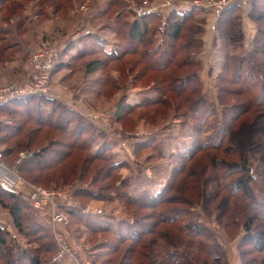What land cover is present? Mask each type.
Wrapping results in <instances>:
<instances>
[{"label": "rangeland", "instance_id": "obj_1", "mask_svg": "<svg viewBox=\"0 0 264 264\" xmlns=\"http://www.w3.org/2000/svg\"><path fill=\"white\" fill-rule=\"evenodd\" d=\"M8 2L15 10L0 20V88L35 84L37 66L49 58L54 60L49 68L47 94H35L28 103L24 99L0 109V160L8 166L7 177L12 180L9 186L1 178L0 191L7 190L15 196L0 192V226L13 256L19 257L23 248V261L34 258L40 264H52L59 252L67 255L69 264H219L227 258L228 264H264V251L256 248L254 239L245 237L246 220L253 210L227 190L229 184L245 176L250 179L254 197L264 201V102L244 108L236 118L240 138H233L232 146L218 147L219 157L225 160L223 167L215 162L221 158L210 159L208 155L217 150L214 145L189 153L193 135L197 136L191 125L195 119L188 115L192 101L205 96L216 111L213 118L222 125L224 106H240L261 94L264 99V80L249 78L248 85L243 83L244 77L232 71V60L223 73L228 57L253 50L257 32L254 18L243 10L245 39L241 46L230 41L226 24L221 30V14L228 5H222L221 0H202L204 6L193 5L200 11L186 21L183 34L170 47L176 52L177 45L196 35L202 39V47L190 43V49L199 51L196 57L200 64L176 67L168 61L162 67L164 60L157 63L158 55L149 60L139 57L141 45L136 52L133 45L132 49L128 45L126 53L129 27L122 22L132 24L136 14L156 7L153 10L159 18L153 22L158 24L150 34L159 42L172 22L168 19L173 10L168 0ZM127 9L132 10L131 14L119 17ZM199 24L204 31L192 35ZM213 24L215 29L210 28ZM229 27L235 29L231 24ZM93 33L106 37L108 44L125 55L108 59L94 47L96 51L90 55L73 58L75 47L83 46L81 39ZM71 42L77 45L69 46ZM176 54L183 59L185 49ZM253 56L264 62V55ZM93 62H101L100 67L91 70ZM148 63H156L158 68H150ZM197 66L199 78L194 86L180 90L173 85ZM120 81L129 88L125 97L128 105L144 98L143 87H166V94L160 90L158 102L127 109L122 105ZM48 99L60 102L51 117L47 113L54 107ZM143 139H152V143L139 144ZM108 143L112 146L108 147ZM98 153L102 157L113 155L109 160L93 158ZM189 155L190 158L183 157ZM245 160L250 171L233 168L242 166ZM111 163L117 165L109 167ZM180 164H186L181 171L177 170ZM139 170L143 181L137 176ZM127 177L132 179L130 184L118 187V182ZM166 186L169 191L164 197L169 199L160 204L141 206L139 201L127 199L139 196L145 188L155 192ZM42 190L50 196L42 199ZM217 191L219 195L214 194ZM16 202L23 210L19 220L12 210ZM67 206L76 213L69 212ZM164 208L183 210L185 214L172 221L162 220L159 214ZM57 214L62 221L54 226ZM107 220L121 229L120 235L114 233L113 227L99 225ZM190 220L203 223L215 234L210 230L203 234L201 227L198 234L190 228L188 231L185 225ZM255 227L261 226H254V237L258 235ZM163 231L169 237L162 235ZM210 233L213 237H208ZM215 236L225 251L218 262L215 254L208 251ZM154 253L155 258L151 257Z\"/></svg>", "mask_w": 264, "mask_h": 264}, {"label": "trees", "instance_id": "obj_2", "mask_svg": "<svg viewBox=\"0 0 264 264\" xmlns=\"http://www.w3.org/2000/svg\"><path fill=\"white\" fill-rule=\"evenodd\" d=\"M9 0H0V20L2 17H5V14L9 11H13L15 9H13L11 6H9ZM244 4V0H238L235 2H232L231 4H229L225 10L222 12L221 14V19H220V26H221V30L223 29L222 27L225 26V24L228 26V31H230V41L232 42H238L237 44H240L241 46L244 45V39H245V35L243 32V25H242V12L244 10H246V7L243 5ZM20 7L16 8L19 9ZM3 11V13H1ZM132 10H124L121 12L119 17H123L126 14H131ZM200 11V8L198 7H185V6H181L178 7L176 9L171 10V12L169 13L168 19L169 21L172 22H168V26L165 29V32L163 34V38L162 40H160L159 42H157L156 40H154L153 35L150 34L151 32H155V29L158 23L153 22V20H156V18H159V13L157 11H147L142 14H136V18L133 21V23L131 24V22H122V25L124 26H128V31H127V47H126V53L128 52V45L129 48L132 49L133 46L135 47L134 51L138 49L139 45H141L143 47V49L141 50V56L139 57H145L146 59H151L150 57L154 58L156 57V55H158V59H157V63H159V60H164V62L162 63V67L166 66L169 64V62H172L173 64H175L176 67L179 66H196L198 64H200V61L198 60V58L196 57V54L199 52L197 51H193L190 49V43H194L198 48L202 47L203 41L201 38L197 37L196 35L193 36L194 38H192L191 40H187V42H182V44H179L176 46L177 51L178 50H183L185 49V55L183 56V59L179 60L177 57V54L175 52V50L173 51V49L171 50L170 47L174 46L173 44L181 37V35L183 34L184 28H185V23L188 19H191L192 17H194L198 12ZM240 12V14H239ZM228 15V18H226ZM225 16V18H224ZM249 16L250 18H254L255 22H256V28H257V32L255 34V40H254V44H253V50L250 53H239L236 55H232L231 58H227L225 65H224V72H227V70L230 68V60H232V71L234 70V72H236L238 74V77L240 78V75H242L243 78V83L247 84L249 83V78H254L258 81L264 80V62L261 61H257L255 60V58L257 56H253L252 55H264V0H252L251 2V8L249 11ZM131 24V25H130ZM229 24H231V26L233 25V27L235 29L232 30L231 27H229ZM195 26V25H194ZM238 26V27H236ZM196 27V30L193 31L192 35H194V33L199 32L202 30L204 31V27L202 26V24H199ZM155 28V29H154ZM191 32V27H190V31ZM197 34V33H196ZM126 37V35H125ZM129 37V40H128ZM81 41H83V46L82 47H75L77 52H74V54H71V56L73 58H84L87 55H90L91 53L96 51V48L93 49L94 47H98V49L100 50V52L102 54H104L105 56H107L106 58L110 59V58H119L125 55V53L120 54L118 52V50L116 49V47H112L110 44H108V40L106 39V37L99 35L97 33H93V34H89V36L85 37L84 39H81ZM156 42V44L154 43ZM167 43L170 46H164L163 44ZM76 46V42H71L69 44V46ZM133 45V46H132ZM93 49V50H92ZM136 52V51H135ZM169 61V62H168ZM62 62H57L58 67ZM94 64H90V69L94 70L96 69V67H100L101 62H93ZM150 68H158L156 63H148L147 66ZM261 65V66H260ZM61 66V65H60ZM262 69V70H261ZM199 67H194L192 68V71L190 72V74L188 75H184L182 78V81L180 83L174 82L173 81V85L177 88H181L180 90L184 89L185 86L186 88H190L192 85L194 86L195 80H197V78H199ZM172 73V72H171ZM169 79H172V76L170 74H168ZM242 78V77H241ZM170 84V83H169ZM172 84V83H171ZM248 85V84H247ZM169 86V85H168ZM118 87L123 89V93H124V97H123V104L127 109H133L135 107H140V106H144V105H148L147 103H156L159 101L160 96H158V93H160V88H158L157 86H147V87H143L141 89V92L145 95L144 98H142L141 100H138L136 103L133 104H129L126 101V95H127V89H129L127 87V83L123 84L122 81H120V83L118 84ZM246 86L244 85V88ZM166 87H163V91L165 93L164 90ZM195 88H192V90ZM196 92V91H194ZM163 94V93H162ZM166 94V93H165ZM222 95V94H219ZM32 96V95H31ZM189 96V95H188ZM261 97H263V94L261 95H257L255 96L252 100L247 101L246 103L241 104L240 106L236 105V106H224V110H223V114H224V118H223V123L222 125H218L217 124V119L213 118L214 116H216V111L213 109L214 107L210 106V104H212V102L206 99L205 96H201V99H197V101H192L191 103V110L188 111V115L194 117L195 121H193V123H191V125L194 126V131L197 133V136L193 135V137L195 138V140L193 141V145L192 148H190L191 150H189V153L191 154V152H193L192 154L196 153L198 150H200L202 147H206L208 146H213L214 145V150L213 152L208 153V155L210 156V159H214V158H218L219 157V148L218 147H222L224 145H230L232 146V140L235 141V139L233 138H240L237 134L236 131V125H235V120L236 118L240 115V113H242V111L244 110V108L246 107H253L259 103H263L264 99H261ZM27 98V99H26ZM34 98V97H33ZM190 97H188L189 99ZM26 101V103H28L32 97L28 96L27 97H23V98H16L13 100H10L9 102L5 103L4 105L0 106L1 108H5L8 107L11 103L13 102H22V100ZM47 100V99H46ZM50 102L52 103V109H50L47 113L48 117L53 115V109L59 107L60 102L56 103V101L54 99H48ZM28 101V102H27ZM263 101V102H262ZM127 104H124L126 103ZM191 102V101H190ZM57 104V105H55ZM246 104V105H245ZM242 108V109H241ZM121 106L118 108V111H120ZM237 109H241L240 111H238ZM186 113V112H185ZM232 122H234L233 124H231ZM202 129V130H201ZM201 131V132H200ZM202 134H206V135H202ZM154 137V136H153ZM153 137H149V138H153ZM205 138V139H204ZM264 138V137H262ZM91 139V138H90ZM247 143H249V138H247ZM261 142V141H260ZM258 142V144L260 143ZM141 145L144 144H150L152 143V139H143L141 141L138 142ZM201 143V144H200ZM251 143V142H250ZM202 146H200V145ZM262 145L264 146V143H262ZM108 147L112 146L110 143L107 144ZM216 146V147H215ZM113 154H108V156H104L102 157L101 153L95 154L93 156V158H98L101 157L105 160H109L112 158ZM184 158H190L187 156H183ZM245 157V155H244ZM243 157V159H244ZM183 158V159H184ZM221 158V157H219ZM185 160V159H184ZM225 161V160H223ZM221 160H217L215 162L218 163L219 167H223L224 163ZM199 162V161H198ZM198 162L196 164H198ZM247 160L244 161V164L242 166H233V168L237 167L240 169H244L246 172L250 171L247 167ZM182 164V163H181ZM181 164L177 167L179 169L177 170H182V168H184V166L186 164H184L183 166H181ZM109 167H113V165H117V163H111L110 165L107 164ZM181 166V167H180ZM195 166V165H194ZM142 169V168H139ZM143 170V169H142ZM139 170L137 176L142 180V173ZM218 176V175H217ZM245 177V176H244ZM244 177H240L239 180L235 181L234 183L232 182V184H229L228 187L229 189H227L229 192L228 194L230 196H235L237 197V199L239 200H244L245 203L249 204V206L252 208L253 213L251 215H249L248 219L246 220V227H245V237L246 238H252L254 239V244L256 246V248L263 252L264 251V201L259 200L257 197H254L253 194V189L249 183L250 179L248 180V178H244ZM132 181V179L130 178H125L121 181L118 182V187H123L126 188V186L128 184H130V182ZM143 181V180H142ZM241 190V191H240ZM7 191V190H5ZM5 191H0L1 193H5L6 195H8L9 197H14L15 196L9 192H5ZM169 191L168 186L166 187H160L159 189H157L155 192H152L150 189L145 188V190L143 189L140 192L139 196H131L130 198H127L130 202L132 201H139L141 206H150V205H157L160 204L162 201H167L169 198L168 197H164L166 196ZM124 195L126 194L125 191L123 193ZM214 194L219 195V192H214ZM169 195V194H168ZM126 196V195H125ZM226 197V195H224ZM229 196V197H230ZM134 197V198H133ZM166 199V200H165ZM226 199H229L226 197ZM256 199V200H255ZM18 204V202H16ZM69 207H71L70 205H68ZM67 206V210L73 213H76L75 210H71L69 207ZM74 208V207H71ZM12 209V208H11ZM13 214L16 215L17 220L21 219L23 214V210L22 207L18 205H14L13 206ZM187 212V210L185 211ZM78 213V212H77ZM191 213V212H190ZM181 214H185L183 212V210H179V209H168V208H164V210L162 209V211L160 212L159 216L162 218V220H174L175 218H177L179 215ZM192 215V213H191ZM198 219V218H197ZM192 220H190L189 223H187L185 225V227L188 229V231L191 230L192 233L194 234H198L197 232H200L198 228L201 227V230H203V234L207 233L206 232V228L203 226L204 224L200 223L197 224L196 222H191ZM199 222V220H198ZM125 224V223H124ZM102 225V228H110L113 227L112 226V221L111 220H107V221H100V224ZM127 225V224H125ZM259 225L261 227H255V229H257L256 232H258V235L254 237V226ZM129 225H127L128 227ZM204 228H203V227ZM153 227V226H152ZM41 228V227H39ZM190 228V230H189ZM208 228V227H207ZM113 231L114 233H116V235H120L121 233V229L119 228H114L113 227ZM152 229V228H151ZM209 229V228H208ZM123 230V229H122ZM149 231V229H147ZM210 232L212 231L211 229H209ZM207 230V231H209ZM195 231V232H194ZM197 231V232H196ZM44 234V232H42ZM128 231L125 233L126 235H128ZM133 234H138V232L136 231H132ZM212 234H215L214 231L211 232ZM209 234L208 237H213L212 234ZM168 235L169 234L167 231H163L162 235ZM139 237V236H138ZM124 237L123 240L122 238H120L119 240L122 242L124 241ZM215 242L214 245L212 247H208V251L210 254H215L216 259L215 261L218 262L221 259V252L224 251L222 250L223 248L220 246V242L218 241V239L215 236ZM243 240L244 237H242V243L243 244ZM10 242H7V238H6V233L4 228H2L0 226V264H15L16 263V259H18V263L19 264H40L36 259L33 258L32 261H23L24 259V255L26 253H24V249L21 248V254L19 255V257L17 256H13V253L11 252V250L8 248L9 247ZM50 244V243H49ZM252 244V243H251ZM54 244H51L50 246L52 247ZM241 245V244H240ZM12 248V245L10 246ZM134 248V247H132ZM222 248V249H221ZM225 252V251H224ZM151 257H156V253H154V255H152ZM20 258V259H19ZM154 258H151L152 260ZM154 261V260H153ZM179 262V261H178ZM214 262V263H216ZM221 262V260H220ZM219 264H228V258L226 259V261L221 262ZM52 264H56V263H52ZM133 264V263H131ZM161 264V263H160Z\"/></svg>", "mask_w": 264, "mask_h": 264}, {"label": "built area", "instance_id": "obj_3", "mask_svg": "<svg viewBox=\"0 0 264 264\" xmlns=\"http://www.w3.org/2000/svg\"><path fill=\"white\" fill-rule=\"evenodd\" d=\"M235 1H238V0H221V4L224 6H227ZM168 5L171 6L172 9H176L181 6H188V7H191L193 5L204 6L202 0H168ZM153 9H156V7H154ZM153 9L152 11H154ZM51 59L52 58H49L44 62V64L42 62L39 66H37V69L39 70V72L36 76L35 84L33 85L27 84L24 87H14L13 86V87L0 88V106L16 98H23V97H27V96H31L35 94H47L49 92L47 88V83H48V78H49V68H51L52 62L54 61ZM8 169H9L8 166L3 164L0 160V179L1 178L5 179L6 185L10 186V184L8 183L12 184V180L8 179L7 177L6 170ZM3 185L6 186L5 184ZM42 193L44 195L42 199L43 198L45 199L46 197L50 196V194L46 193L44 190H42ZM44 201L47 202V200H44ZM88 211L89 210L84 211V212H88ZM61 221H62V217L57 214L55 216V220L53 221V225L56 226L55 223H60ZM57 233H60V232H57ZM60 242H61V239H60ZM60 250L61 249H59V251ZM52 263L67 264L68 263L67 255H64L63 252H59L58 254H55L54 257L52 258Z\"/></svg>", "mask_w": 264, "mask_h": 264}, {"label": "crops", "instance_id": "obj_4", "mask_svg": "<svg viewBox=\"0 0 264 264\" xmlns=\"http://www.w3.org/2000/svg\"><path fill=\"white\" fill-rule=\"evenodd\" d=\"M251 2H252V0H244V5H245V7H246V12L245 13H249V11H250V8H251ZM247 19H248V17H246ZM210 28H213V29H215V26H214V24H213V27H210ZM212 45V44H211ZM67 264H69V263H67Z\"/></svg>", "mask_w": 264, "mask_h": 264}]
</instances>
